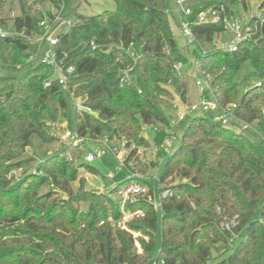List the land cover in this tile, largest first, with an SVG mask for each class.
<instances>
[{"label":"trees","instance_id":"trees-1","mask_svg":"<svg viewBox=\"0 0 264 264\" xmlns=\"http://www.w3.org/2000/svg\"><path fill=\"white\" fill-rule=\"evenodd\" d=\"M16 1L19 13L2 19L15 34L0 43L25 48L23 39L40 33L39 20L53 19L50 10L44 14L35 7L43 9L48 2L59 9L65 0ZM113 1L114 10L81 15L71 9L65 14L79 18L59 33L55 45L57 57L65 52V65L74 66L65 87L56 80L44 87L52 68L41 61L17 77L0 76V264H144L153 257L165 264H264V140L222 126L214 114L194 113L179 123L178 143L154 186L128 176L111 193L86 188L80 172L96 170L76 163L81 144L68 143L25 170L33 161L24 156L32 137L52 141L50 125L69 114L74 98L91 109L71 110L72 129L81 136L149 146L143 127L166 124L163 110L172 108L175 96L187 103L186 83L173 69L178 61L197 65L210 76L219 105L233 102L237 118L262 124L264 0L258 5L259 17L250 19L255 27L232 51L213 45L223 33L220 23L191 25L197 42L180 44L170 26V0ZM235 1L189 0L184 5L192 9L191 18L220 4L232 16L230 4ZM130 41L140 47L135 58L127 51ZM244 63L251 70L237 80ZM249 79L261 80V85ZM151 164L155 162L137 165V171L146 173ZM132 181L148 188L124 208L142 211L125 222L127 229L148 237L137 238L140 253L132 234L117 225L122 214L110 195ZM165 187L173 196L161 199L158 218L149 199ZM233 215L239 218V236L229 246L230 233L218 224Z\"/></svg>","mask_w":264,"mask_h":264},{"label":"built area","instance_id":"built-area-1","mask_svg":"<svg viewBox=\"0 0 264 264\" xmlns=\"http://www.w3.org/2000/svg\"><path fill=\"white\" fill-rule=\"evenodd\" d=\"M177 6L179 12V20L178 27L179 33L184 37L185 41L188 44H194L197 42V39L191 29V25L198 23H220L223 28V32H231L234 36L233 40H231L227 45L219 40V36L213 42L215 47H218L222 50L232 51L236 48V44L248 36L252 27L255 25L250 24V20L242 27V19H237L232 16H228L224 5H215L207 7L206 9L200 10L193 18L192 9L190 7L185 6L184 4L189 0H173ZM64 7V2L61 7L55 8L53 5L50 8V13L53 15L52 21H49L46 16H43L39 22L38 27L40 29V33L44 32L45 39L49 44L48 49L46 50L43 59L41 62L49 65L52 68V74L49 78L45 79L43 82L44 87H47L51 84L52 80H56L58 84L62 87H65L68 81V77L73 73L74 66L73 65H65L64 60L66 58V53L60 51V57H57V52L55 50V45L58 42V35L50 36L49 32H51L53 27V22H56L60 18L61 10ZM36 9H43L39 6L35 7ZM256 17H259V13L256 14ZM3 15L2 10L0 8V39H3L7 36L15 34L14 30L9 26H5L3 23ZM79 22V18L70 17L67 19H61L62 26H64V31H67L72 25ZM172 34L175 35L176 32L172 30ZM30 38V37H29ZM91 49H95L97 44L93 40L88 42ZM128 54L131 58H135L140 53V47L136 46L133 41H130L127 46ZM29 60H33V56H29ZM184 65L181 62H176L173 64L174 71L182 77L184 74L182 73ZM195 73L186 72L187 76L193 77L194 84L197 88L199 94V101L197 103H182L178 96H175L172 109H177L178 113L176 117L168 118L166 124L161 125H153L154 130H158L163 136V146L162 149L164 152H170L171 147L174 142H177L176 128L179 123L184 120L187 115H191L196 113L197 111L206 112L210 111L214 108V104L212 102L206 101V96L204 94L205 90H208L215 100L214 91L215 87L211 83V78L208 74H204L201 72L200 68L195 66ZM122 80V78H121ZM255 86L261 85V80H258L254 83ZM216 101V100H215ZM220 114L218 116H214V120L220 123L222 126L231 128L232 124L237 126H243L244 123L242 120L237 118L234 115V109L236 107L235 103H228L226 105H219ZM72 108L74 111L81 112L86 111L91 113V109L88 106L83 105V103L79 99H72ZM262 115L264 116V110H262ZM58 122L53 123L52 125H57ZM63 139L67 140L69 144L78 145L82 144L86 141L88 142H96L100 143L104 146V152H110L114 155L119 163L117 170L125 169L129 178L135 177L139 179H146L147 174L137 171V165L148 166L152 160L148 159L147 152L153 153V148L150 146L147 147H135L134 144L126 145L124 141L119 140H108L105 137H99L95 140H91L85 136H81L78 132L73 129H69L64 132ZM27 150V148H26ZM96 155L94 153H87L84 157L86 162H92L95 159ZM155 182H158V177L154 178ZM148 188L146 185L140 184L137 181H132L127 185L120 187L115 192V200L118 202L120 212L122 214V219L117 222L122 229L127 230L132 234L134 244L136 246L137 252H141V247L137 238H142L147 241L148 237L140 234L139 232L129 230L126 228L125 222H127L133 215L141 216L142 211H129L125 210L126 203H132L137 200L139 195L147 193ZM173 192L169 187H165L161 189L155 197L149 199V203L152 209L156 212L158 218L162 215V205L161 199L166 197H172ZM108 221H111V217L107 218ZM103 221H99V224H102ZM239 226V218L237 215H233L231 217L223 218L218 227L221 231H227L230 233L227 244L230 246L234 244L236 239L239 236V232L236 230ZM118 264H128V263H118ZM144 264H165V260L162 258L153 257L151 261Z\"/></svg>","mask_w":264,"mask_h":264},{"label":"rangeland","instance_id":"rangeland-1","mask_svg":"<svg viewBox=\"0 0 264 264\" xmlns=\"http://www.w3.org/2000/svg\"><path fill=\"white\" fill-rule=\"evenodd\" d=\"M2 15L11 18L19 13L18 3L16 0H2ZM261 0H236L235 3L230 4V10L234 12V17L237 19H242V27L256 14H258V5ZM12 4V5H10ZM43 6V13L49 11L51 4L46 2ZM115 4L113 0H65L64 7L61 10L60 18L53 22V27L50 36L57 35L64 31V26H62L61 19H67L65 14L71 9H75L76 13L81 15H94L101 13L104 10H114ZM168 15L171 29L176 32L178 41L183 44L184 37L179 33L178 20L179 13L177 6L173 0L169 1ZM45 33H34L30 38H24L23 42L26 44L25 48L18 47L12 42H1L0 43V76H19L22 72L27 70L29 67L34 66L37 62L43 59L46 50L49 47L48 42L45 39ZM219 36V35H218ZM217 36V37H218ZM234 36L231 32H223L219 36V40L224 42L226 45L233 40ZM217 39V38H216ZM33 56V60H29V56ZM195 65H184L181 70L184 76L182 79L187 86L186 100L187 103H197L199 101V94L197 88L194 84L193 77L187 76L186 72L195 73ZM251 70V66L248 63H244L241 70L236 76L239 80L245 73ZM250 83H255V79H249ZM206 96V101L212 102L214 108L208 112L197 111L198 115H210L218 116L220 114L219 104L213 99L212 95L208 90L204 92ZM70 110L69 114L66 116H60L57 125H50L49 134L54 138L52 141H43L36 136L32 137L31 145L27 148L25 152V157L33 158V161L27 165L25 170L33 169L35 164L44 159L47 155L59 152L64 146H67L68 141L63 139V134L65 131L72 129L73 121L71 116L72 102L69 101ZM167 118L176 117L177 109L163 110ZM191 114L190 116H192ZM243 126H237L235 124L231 125V128L237 132H245L253 140H264V120L262 124L259 125L256 121L252 123H243ZM154 126H144L142 135L147 139L150 146L153 148V153L147 152L148 159L155 162V164L148 168L146 171L147 178L146 181L152 186L155 185V177L161 173L163 164L170 154V152L175 148L178 142H174L170 149V152H164L163 146V136L158 130H154ZM181 130L178 131L177 135L180 136ZM83 150L82 156L76 163L84 162L92 166L96 172L89 173L84 170L80 172V175L85 178L86 188L97 189L105 193H111V188L116 184L123 182L128 174L125 169L117 170L119 166L117 158L110 152H104V146L96 142H84L81 144ZM87 153H94L96 155L92 162H86L84 157ZM22 170H17L16 174H21ZM112 175V177L110 176ZM76 186V183L73 184ZM112 198H115L114 192L110 194ZM82 206V204H80ZM121 228V227H120ZM130 233V232H129ZM135 245V244H134Z\"/></svg>","mask_w":264,"mask_h":264},{"label":"crops","instance_id":"crops-1","mask_svg":"<svg viewBox=\"0 0 264 264\" xmlns=\"http://www.w3.org/2000/svg\"><path fill=\"white\" fill-rule=\"evenodd\" d=\"M178 10V9H177ZM179 13V12H178ZM110 176L112 177V175L110 174Z\"/></svg>","mask_w":264,"mask_h":264}]
</instances>
